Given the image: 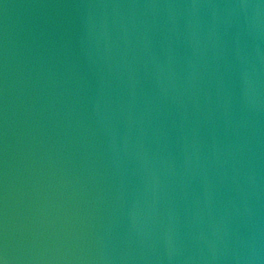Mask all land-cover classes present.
Listing matches in <instances>:
<instances>
[{
	"label": "water",
	"instance_id": "water-1",
	"mask_svg": "<svg viewBox=\"0 0 264 264\" xmlns=\"http://www.w3.org/2000/svg\"><path fill=\"white\" fill-rule=\"evenodd\" d=\"M0 264H264V0H0Z\"/></svg>",
	"mask_w": 264,
	"mask_h": 264
}]
</instances>
